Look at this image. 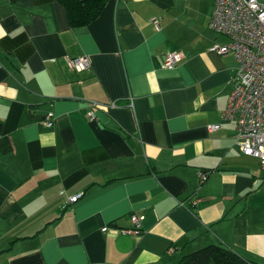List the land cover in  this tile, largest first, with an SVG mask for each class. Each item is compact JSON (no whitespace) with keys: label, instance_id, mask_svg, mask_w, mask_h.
I'll return each mask as SVG.
<instances>
[{"label":"crops","instance_id":"0c3cea01","mask_svg":"<svg viewBox=\"0 0 264 264\" xmlns=\"http://www.w3.org/2000/svg\"><path fill=\"white\" fill-rule=\"evenodd\" d=\"M214 2L110 0L72 27L59 0H0V264H184L210 244L264 264V170L223 120L238 61L210 50L229 42ZM133 215L143 233L122 234Z\"/></svg>","mask_w":264,"mask_h":264},{"label":"built area","instance_id":"2783aa9c","mask_svg":"<svg viewBox=\"0 0 264 264\" xmlns=\"http://www.w3.org/2000/svg\"><path fill=\"white\" fill-rule=\"evenodd\" d=\"M153 22L156 28L160 27L156 18ZM210 28L229 38L228 43L214 45L210 50L217 53L232 52L238 61L234 88L230 93L223 120L235 122L236 144L244 154L257 158L264 170V0H215ZM182 58L181 52L170 51L166 54L164 66L175 67ZM67 62L79 71L90 70L92 67L88 55L69 56ZM90 105L92 109L88 114L95 118V110L101 103L91 102ZM55 119V114L50 112L43 122L51 126ZM218 128L219 125L211 126L212 130ZM208 176L209 172H199L202 182L206 181ZM83 196V192L73 195L70 202L75 203ZM192 204L196 205L197 201ZM132 221V227L121 228L120 232L125 235H141L142 218L133 215Z\"/></svg>","mask_w":264,"mask_h":264},{"label":"trees","instance_id":"16d2710c","mask_svg":"<svg viewBox=\"0 0 264 264\" xmlns=\"http://www.w3.org/2000/svg\"><path fill=\"white\" fill-rule=\"evenodd\" d=\"M59 1L66 8L70 25L74 27L84 26L97 18L110 0ZM183 262L184 264H259L247 260L230 248L219 244H210L186 254L183 257Z\"/></svg>","mask_w":264,"mask_h":264}]
</instances>
